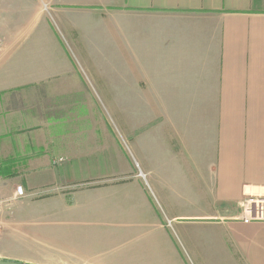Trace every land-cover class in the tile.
<instances>
[{
    "label": "crops",
    "instance_id": "crops-1",
    "mask_svg": "<svg viewBox=\"0 0 264 264\" xmlns=\"http://www.w3.org/2000/svg\"><path fill=\"white\" fill-rule=\"evenodd\" d=\"M9 5L0 260L264 264V222H243L238 205L264 196V0ZM97 137L115 175L69 185L101 156ZM18 186L27 196L13 212Z\"/></svg>",
    "mask_w": 264,
    "mask_h": 264
},
{
    "label": "rangeland",
    "instance_id": "rangeland-1",
    "mask_svg": "<svg viewBox=\"0 0 264 264\" xmlns=\"http://www.w3.org/2000/svg\"><path fill=\"white\" fill-rule=\"evenodd\" d=\"M9 3H10V0H8V7H7L8 12L10 10ZM1 10H4V9H1ZM12 11L13 10H11V12ZM11 12L9 14H11ZM95 107L98 108L99 113L101 114L103 120L110 121V119H111V106L110 105H108V104H96ZM113 139L116 143L115 137ZM117 139L119 142L120 155L125 153L126 155L130 156L131 154H130L129 144H128L127 138L122 136V134H119V136H117ZM92 140H93V145H98V143H100L101 140L103 141L102 142L103 147L100 150L101 156H97V159L95 161H93V163H89L87 165L86 169L77 170V175L75 176L76 178L74 180H72L69 185L84 183L85 181L106 180V179L112 178L115 175L114 173H116V169H114L112 159L110 158V155L108 152L109 142H107L106 138H99V137L92 138ZM130 160H132V158H130ZM133 166H134V164H133ZM149 191L153 195V193L151 192L150 189H149ZM16 199L18 201H11L10 202V206H9L10 211L14 212L18 206L21 207L20 201L24 200V199H21L18 197H16ZM158 209H159V207H158ZM15 221L16 220L13 218V224L11 225V227L13 229H15V228L19 229L18 227L15 226ZM11 230L12 229H8L7 234H10Z\"/></svg>",
    "mask_w": 264,
    "mask_h": 264
},
{
    "label": "built area",
    "instance_id": "built-area-1",
    "mask_svg": "<svg viewBox=\"0 0 264 264\" xmlns=\"http://www.w3.org/2000/svg\"><path fill=\"white\" fill-rule=\"evenodd\" d=\"M16 197L24 199L27 195L24 193L22 187L18 186L15 189ZM242 213V221L249 222H264V196L247 195L244 196L238 203ZM167 225L170 222L167 221ZM0 224V231H1Z\"/></svg>",
    "mask_w": 264,
    "mask_h": 264
},
{
    "label": "water",
    "instance_id": "water-1",
    "mask_svg": "<svg viewBox=\"0 0 264 264\" xmlns=\"http://www.w3.org/2000/svg\"><path fill=\"white\" fill-rule=\"evenodd\" d=\"M0 264H23V263H18V262H10V261H1Z\"/></svg>",
    "mask_w": 264,
    "mask_h": 264
}]
</instances>
